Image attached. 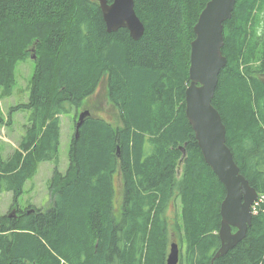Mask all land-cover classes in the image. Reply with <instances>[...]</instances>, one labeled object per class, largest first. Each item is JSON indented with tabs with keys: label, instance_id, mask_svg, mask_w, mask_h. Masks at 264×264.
<instances>
[{
	"label": "trees",
	"instance_id": "1",
	"mask_svg": "<svg viewBox=\"0 0 264 264\" xmlns=\"http://www.w3.org/2000/svg\"><path fill=\"white\" fill-rule=\"evenodd\" d=\"M208 1L135 0L146 30L134 40L107 31L97 0H0V87L10 93L18 62L36 58L28 102L16 107L29 121L9 158L0 153V193L15 200L0 216V264H166L172 239L180 264H264V200L246 237L215 258L226 190L186 116L194 26ZM224 38L213 104L264 195V0H237ZM103 83L120 117L89 110L68 169H54L52 206L18 208L40 163L58 158L60 117L92 109Z\"/></svg>",
	"mask_w": 264,
	"mask_h": 264
},
{
	"label": "water",
	"instance_id": "2",
	"mask_svg": "<svg viewBox=\"0 0 264 264\" xmlns=\"http://www.w3.org/2000/svg\"><path fill=\"white\" fill-rule=\"evenodd\" d=\"M109 33L126 28L134 40L145 33V24L135 8V0H97ZM237 0H209L194 26L195 39L191 43L190 84L186 89V116L206 163L225 186L221 203V245L215 253L219 258L247 235L253 220L252 206L259 198L235 160L227 143V128L220 111L213 104L220 73L227 65L223 54L224 24L232 18ZM91 112L80 113L77 130ZM78 136V133L76 132ZM236 229L235 231L233 229ZM181 248L171 244L166 264H180Z\"/></svg>",
	"mask_w": 264,
	"mask_h": 264
},
{
	"label": "rangeland",
	"instance_id": "3",
	"mask_svg": "<svg viewBox=\"0 0 264 264\" xmlns=\"http://www.w3.org/2000/svg\"><path fill=\"white\" fill-rule=\"evenodd\" d=\"M35 59V55H33L18 62L15 72L16 82L10 93L5 92L3 86L0 87V153L4 159L9 158L14 149L19 146L24 133V127L29 121L31 110L17 109L16 107L28 102L30 85L36 68ZM92 103V109L86 108V105L83 104L77 110H73L71 114L60 117L62 121V135L58 158L40 163L37 173L27 180L23 193L17 199L16 205L18 208L24 210L30 207V205L39 208H49L52 206L50 186L53 172L56 166L62 172L68 169L70 142L75 133V123L78 122L81 112L91 110L94 115L99 114L110 121L118 117L117 112L110 106L108 101L106 84L103 83L99 92L91 98L89 104ZM181 174L182 170L179 172V175ZM121 183L120 179L118 182V193L120 196L118 197H121ZM14 203L13 192L6 191L0 193V216L14 211L12 209ZM181 210L182 206L180 205L179 211ZM173 242H175L174 239L170 242L168 253Z\"/></svg>",
	"mask_w": 264,
	"mask_h": 264
},
{
	"label": "built area",
	"instance_id": "4",
	"mask_svg": "<svg viewBox=\"0 0 264 264\" xmlns=\"http://www.w3.org/2000/svg\"><path fill=\"white\" fill-rule=\"evenodd\" d=\"M264 200V195H261L258 199V201H256L253 205V211L254 213H257L260 207V204L262 203V201Z\"/></svg>",
	"mask_w": 264,
	"mask_h": 264
},
{
	"label": "crops",
	"instance_id": "5",
	"mask_svg": "<svg viewBox=\"0 0 264 264\" xmlns=\"http://www.w3.org/2000/svg\"><path fill=\"white\" fill-rule=\"evenodd\" d=\"M119 178H118V176H116L115 177V183H116V189H117V191H119V187H118V182H119ZM121 185H122V183H121ZM121 191H122V188H121Z\"/></svg>",
	"mask_w": 264,
	"mask_h": 264
},
{
	"label": "bare ground",
	"instance_id": "6",
	"mask_svg": "<svg viewBox=\"0 0 264 264\" xmlns=\"http://www.w3.org/2000/svg\"><path fill=\"white\" fill-rule=\"evenodd\" d=\"M225 41H226V40H225ZM113 110H114V109H113ZM114 116H115V115H114ZM115 117H116V116H115ZM118 117H120V116H118ZM117 120H118V119H117ZM223 121H224V120H223ZM116 123H117V122H116ZM214 174H215V173H214ZM67 175H68V174H67ZM54 182H55V181H54ZM119 198H120V197H119ZM117 205H118V204H117ZM172 205H173V204H172ZM262 206H263V205H262ZM48 207H49V206H48ZM45 209H47V208H45ZM172 210H173V209H172ZM259 212H260V211H259ZM157 222H158V221H157ZM166 229H167V228H166ZM166 229H165V230H166ZM165 230H164V231H165ZM218 230H219V229H218ZM167 232H168V231H167ZM214 253H215V252H214Z\"/></svg>",
	"mask_w": 264,
	"mask_h": 264
}]
</instances>
